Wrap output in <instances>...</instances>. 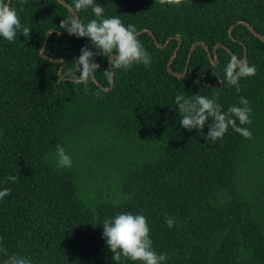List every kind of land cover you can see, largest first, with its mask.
Returning a JSON list of instances; mask_svg holds the SVG:
<instances>
[{"label":"trees","instance_id":"16d2710c","mask_svg":"<svg viewBox=\"0 0 264 264\" xmlns=\"http://www.w3.org/2000/svg\"><path fill=\"white\" fill-rule=\"evenodd\" d=\"M62 1L72 10L74 0ZM95 3L105 18L146 30L162 46L171 39L158 47L139 33L151 65L117 70L109 91L94 80L74 86L81 49H95L59 27L72 12L57 0H11L31 33L18 31L12 43L0 37V191L10 190L0 199V264L13 255L30 264H116L102 222L119 213L146 217L153 250L168 257L163 264H264V42L251 31L264 37V0ZM75 14L85 24L95 18L91 8ZM49 30L44 53L65 60L66 80L58 75L62 63L40 56ZM198 42L188 73H170L173 53L171 69L182 74ZM217 44L212 65L207 49L213 56ZM244 46L256 74L241 79L237 93L224 68L232 55L243 57ZM94 59L95 79L109 88L102 74L108 61ZM214 93L224 112L241 97L249 101L252 123L237 126L251 139L229 127L223 139L207 142L211 120L203 131L181 126L175 97ZM57 144L71 168L50 159ZM119 264L133 262L122 257Z\"/></svg>","mask_w":264,"mask_h":264},{"label":"clouds","instance_id":"9594fccd","mask_svg":"<svg viewBox=\"0 0 264 264\" xmlns=\"http://www.w3.org/2000/svg\"><path fill=\"white\" fill-rule=\"evenodd\" d=\"M24 3L25 0H20ZM29 2V0H28ZM160 5L178 7L183 0H156ZM91 8L95 18L88 23L77 19L75 13L86 11ZM73 15L66 20H61L59 27L66 29L69 35L76 38H87L92 48L88 46L81 49L75 64L77 74L70 81L74 86L93 81L99 70V65L94 57L102 56L110 64L109 68L102 71L103 76L109 84L113 83L117 70H131L135 64H143L145 67L151 65V56L139 40L137 28L128 24L127 26L117 16L104 17V7L96 4L95 0H74L72 5ZM22 30L24 38H30L31 30L23 25L18 13L9 3L0 0V37L9 43L15 42L18 31ZM255 65H249L236 55H232L230 61L224 68V79L229 86H234L236 92L241 91L239 81L244 78L254 77ZM223 84V80L219 81ZM85 90L87 88L85 87ZM219 93H214L212 98L197 94L194 96L177 95L175 104L180 116L181 126L187 130L203 131L209 120L208 132L205 136L207 142H216L223 139L229 127L245 139H251L252 133L248 128L237 126L252 123L250 115L252 112L249 101L241 97L240 106H230L226 112L222 111L221 105L216 102ZM50 159L57 168H71L72 159L65 149L57 144ZM9 180L15 182L18 177L10 176ZM10 195L9 189L0 191V199ZM165 224L172 228L176 221L172 217H165ZM103 225V238L112 253V259L119 264L122 257L133 264H163L168 257L166 254H157L153 250L149 235L147 219L142 214L119 213L112 218L105 219ZM3 249H0L2 252ZM5 264H30V261L22 256L13 255Z\"/></svg>","mask_w":264,"mask_h":264},{"label":"water","instance_id":"95a60500","mask_svg":"<svg viewBox=\"0 0 264 264\" xmlns=\"http://www.w3.org/2000/svg\"><path fill=\"white\" fill-rule=\"evenodd\" d=\"M30 1V0H29ZM58 2H60V3H62V4H64L71 12H72V14H73V11L71 10V8H70V6L69 5H67L66 3H64L62 0H57ZM10 2H11V0H10ZM7 3H9V0L7 1ZM76 16H77V19L79 20V16L77 15V14H75ZM231 31H232V28L229 30V34L231 35ZM252 31V33L257 37V38H259L261 41H263L264 42V37H262L260 34H258L256 31H254V30H251ZM54 32V30H49L47 33H46V36H45V40H44V43H43V46H42V48H41V50H40V56L43 58V59H46V60H49V61H52V62H55V63H62L63 65L60 67V69L58 70V75H59V79L60 80H66V79H64V78H62V70H63V67H64V65H65V60H63V59H52V58H49V57H47L46 55H45V49H46V46H47V43H48V39H49V36H50V34L51 33H53ZM67 33V32H66ZM139 33H149L148 31H146V30H144V31H140ZM58 34L59 35H61V34H63L62 32H58ZM151 36H152V38L154 39V41H155V43H156V45L158 46V47H165L167 44H168V42L170 41V39L171 38H169V40L165 43V45L164 46H162V45H160L158 42H157V40H156V38H155V36L152 34V33H149ZM175 39H177L178 41H179V45H178V48H177V50L179 49V47H180V45H181V42H182V39H181V37L180 36H175ZM196 45H203L202 43H200V42H198V43H195L192 47H191V51H190V54H189V57H188V61H187V63H186V67H185V70H184V72L182 73V74H179V73H175V72H173V70L171 69V62H172V60H173V58L175 57V55H176V51L173 53V55H172V57L170 58V61H169V63H168V71L170 72V73H173L175 76H177L178 78H182V77H184L187 73H188V63H189V60H190V58H191V54H192V51H193V49H194V47L196 46ZM221 46H223L222 44H217L215 47H214V50H213V52H214V55L212 56V54H210L209 53V50L207 49V52H208V55H209V58L211 59V63H212V65H216L217 63H218V56H217V49L219 48V47H221ZM241 60H243L244 62H246L247 63V49H246V47L244 46V54H243V57L241 58ZM109 66H110V64H109ZM72 80V79H71ZM94 82L98 85V86H100L103 90H106V91H109V90H111V88H112V86H113V83L110 85V87L109 88H103L101 85H100V83L96 80V79H94Z\"/></svg>","mask_w":264,"mask_h":264}]
</instances>
